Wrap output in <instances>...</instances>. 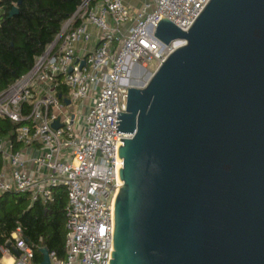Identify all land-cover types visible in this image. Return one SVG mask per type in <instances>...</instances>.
I'll return each instance as SVG.
<instances>
[{"label": "water", "instance_id": "water-1", "mask_svg": "<svg viewBox=\"0 0 264 264\" xmlns=\"http://www.w3.org/2000/svg\"><path fill=\"white\" fill-rule=\"evenodd\" d=\"M161 17L155 37L185 44L114 118L107 263L264 264V0H209L187 31Z\"/></svg>", "mask_w": 264, "mask_h": 264}, {"label": "built area", "instance_id": "built-area-1", "mask_svg": "<svg viewBox=\"0 0 264 264\" xmlns=\"http://www.w3.org/2000/svg\"><path fill=\"white\" fill-rule=\"evenodd\" d=\"M208 1L81 0L32 67L0 91V119L26 122L12 139L0 133V197L16 192L46 204L55 188L66 190L65 254L48 250L50 264H108L122 185L119 138L130 137L116 132L114 118L125 112L127 90L147 67L156 70L185 44L155 37L161 15L187 31ZM9 241L20 254L0 246L1 259L35 264L21 227Z\"/></svg>", "mask_w": 264, "mask_h": 264}, {"label": "trees", "instance_id": "trees-1", "mask_svg": "<svg viewBox=\"0 0 264 264\" xmlns=\"http://www.w3.org/2000/svg\"><path fill=\"white\" fill-rule=\"evenodd\" d=\"M0 0V91L19 79L33 65L60 31L62 23L74 14L81 0ZM17 6L18 12L9 16ZM65 96L60 87L58 95ZM0 119V133L13 138L14 130L24 124ZM16 144H14L15 146ZM1 168V163H0ZM66 190H53L52 201L31 203L28 195L9 192L0 197V246L21 227L24 239L34 250V263L42 260L39 248L53 250L62 258L64 247ZM1 259V256H0Z\"/></svg>", "mask_w": 264, "mask_h": 264}, {"label": "rangeland", "instance_id": "rangeland-1", "mask_svg": "<svg viewBox=\"0 0 264 264\" xmlns=\"http://www.w3.org/2000/svg\"><path fill=\"white\" fill-rule=\"evenodd\" d=\"M154 70H155V69H154V66H153V65H149V66L147 67V70L144 71V72L141 74L139 80H140L141 82H143V84H145V83L148 81V79L150 78V77H149V78H147V79L145 80V76H146V74L149 73L150 76H151L152 73L154 72ZM87 104H89L88 101H87V102L85 101V105H87ZM66 108H68V109H72L73 107L68 106V107H66Z\"/></svg>", "mask_w": 264, "mask_h": 264}, {"label": "bare ground", "instance_id": "bare-ground-1", "mask_svg": "<svg viewBox=\"0 0 264 264\" xmlns=\"http://www.w3.org/2000/svg\"><path fill=\"white\" fill-rule=\"evenodd\" d=\"M150 77V74L149 73H147L146 74V76H145V80L147 79V78H149ZM143 84V82H141L140 80H138L137 82H134V85H136V86H140V85H142ZM7 259V261H4L5 262V264H9V261H11V259L10 258H6Z\"/></svg>", "mask_w": 264, "mask_h": 264}, {"label": "crops", "instance_id": "crops-1", "mask_svg": "<svg viewBox=\"0 0 264 264\" xmlns=\"http://www.w3.org/2000/svg\"><path fill=\"white\" fill-rule=\"evenodd\" d=\"M23 147L19 144V145H15V149H22ZM0 163H1V161H0ZM7 257H4L3 259H0V263H2V264H5V262L4 261H7V259H6ZM9 258V257H8ZM42 261V260H41Z\"/></svg>", "mask_w": 264, "mask_h": 264}, {"label": "clouds", "instance_id": "clouds-1", "mask_svg": "<svg viewBox=\"0 0 264 264\" xmlns=\"http://www.w3.org/2000/svg\"><path fill=\"white\" fill-rule=\"evenodd\" d=\"M13 235H14V237H15V234H13ZM18 246H19V247H22V246H23V242L21 241L20 244H19ZM9 264H12V262L9 261Z\"/></svg>", "mask_w": 264, "mask_h": 264}]
</instances>
